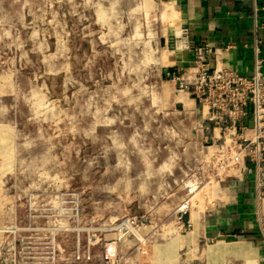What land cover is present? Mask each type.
Returning <instances> with one entry per match:
<instances>
[{"label": "rangeland", "instance_id": "1", "mask_svg": "<svg viewBox=\"0 0 264 264\" xmlns=\"http://www.w3.org/2000/svg\"><path fill=\"white\" fill-rule=\"evenodd\" d=\"M94 27L78 0H0V264H99L133 237L174 264L178 217L217 193L145 64Z\"/></svg>", "mask_w": 264, "mask_h": 264}, {"label": "crops", "instance_id": "2", "mask_svg": "<svg viewBox=\"0 0 264 264\" xmlns=\"http://www.w3.org/2000/svg\"><path fill=\"white\" fill-rule=\"evenodd\" d=\"M78 12L92 17L100 43L109 32L111 44H126L131 62L145 64L144 76L160 86L158 109L186 132L181 154L207 160L215 179L212 202L178 217L173 263L264 264V162L242 148L240 129L225 134L167 77L173 69L193 75L202 62L251 76L260 60L264 72V0H78ZM127 244L111 248V259L99 264H151L136 238Z\"/></svg>", "mask_w": 264, "mask_h": 264}, {"label": "built area", "instance_id": "3", "mask_svg": "<svg viewBox=\"0 0 264 264\" xmlns=\"http://www.w3.org/2000/svg\"><path fill=\"white\" fill-rule=\"evenodd\" d=\"M167 77L206 108L208 120L216 122L225 134L233 135L240 129L242 148L264 162V72L260 60L251 76L211 68L202 62L193 75L185 76L173 69ZM135 234L144 240L142 235ZM110 248L106 246L105 253Z\"/></svg>", "mask_w": 264, "mask_h": 264}, {"label": "bare ground", "instance_id": "4", "mask_svg": "<svg viewBox=\"0 0 264 264\" xmlns=\"http://www.w3.org/2000/svg\"><path fill=\"white\" fill-rule=\"evenodd\" d=\"M126 226H127L129 229H131L132 231H134V229H133V226H132V225H130L129 223H128V224H126Z\"/></svg>", "mask_w": 264, "mask_h": 264}]
</instances>
